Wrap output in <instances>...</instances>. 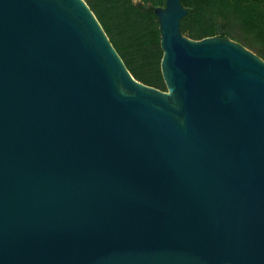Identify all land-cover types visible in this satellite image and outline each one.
Segmentation results:
<instances>
[{
	"label": "water",
	"instance_id": "water-1",
	"mask_svg": "<svg viewBox=\"0 0 264 264\" xmlns=\"http://www.w3.org/2000/svg\"><path fill=\"white\" fill-rule=\"evenodd\" d=\"M154 11L167 89L86 0H0V264H264V58Z\"/></svg>",
	"mask_w": 264,
	"mask_h": 264
},
{
	"label": "trees",
	"instance_id": "trees-1",
	"mask_svg": "<svg viewBox=\"0 0 264 264\" xmlns=\"http://www.w3.org/2000/svg\"><path fill=\"white\" fill-rule=\"evenodd\" d=\"M133 75L167 89L163 49L154 9L166 0H86ZM188 12L182 31L192 38L217 34L240 41L264 58V0H181Z\"/></svg>",
	"mask_w": 264,
	"mask_h": 264
}]
</instances>
